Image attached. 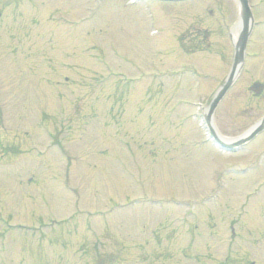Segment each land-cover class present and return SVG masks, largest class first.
<instances>
[{"label":"rangeland","instance_id":"1","mask_svg":"<svg viewBox=\"0 0 264 264\" xmlns=\"http://www.w3.org/2000/svg\"><path fill=\"white\" fill-rule=\"evenodd\" d=\"M250 3L258 23L214 121L229 136L264 114V89L248 90L264 83V0ZM0 11V264H264V131L237 153L199 145L183 101L229 73L238 0Z\"/></svg>","mask_w":264,"mask_h":264},{"label":"water","instance_id":"2","mask_svg":"<svg viewBox=\"0 0 264 264\" xmlns=\"http://www.w3.org/2000/svg\"><path fill=\"white\" fill-rule=\"evenodd\" d=\"M242 1H243L244 9H245L244 14H245V16H247V11H246V9H247V4H246V1H245V0H242ZM247 31H248V29H247V27H246L245 30H244V32H243V36H242V43H241L242 45L244 44V42H245V40H246V37H247ZM234 73H235V71L232 73V75H231V77H230V79H229L227 85L224 87V89H223V90L220 92V94L218 95V98H216L215 103H216V102L218 101V99L223 95V93L225 92V90H226L228 84L232 81V79H233V77H234ZM263 123H264V121H263ZM260 126H261V125H260Z\"/></svg>","mask_w":264,"mask_h":264},{"label":"bare ground","instance_id":"3","mask_svg":"<svg viewBox=\"0 0 264 264\" xmlns=\"http://www.w3.org/2000/svg\"><path fill=\"white\" fill-rule=\"evenodd\" d=\"M241 19H239V21L235 24L234 26V29H233V32L235 33L234 34V37H236L237 35V32H239V29H240V26H241V22L242 20L240 21Z\"/></svg>","mask_w":264,"mask_h":264}]
</instances>
